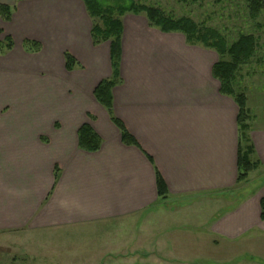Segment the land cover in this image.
<instances>
[{
    "label": "crops",
    "instance_id": "obj_1",
    "mask_svg": "<svg viewBox=\"0 0 264 264\" xmlns=\"http://www.w3.org/2000/svg\"><path fill=\"white\" fill-rule=\"evenodd\" d=\"M0 5L13 8L9 21L0 18V43L12 41L11 50L0 55V246L16 237L11 232L49 231L51 249L74 258L76 244L91 243L76 234L91 227L104 238L100 251L79 248L90 253L82 258L167 264V245L153 237L168 226L148 218L165 215L185 199L181 206L220 204L208 223L214 244L264 242V120L249 123L257 167L237 183L238 109L211 75L218 61L214 51L152 28L142 15L121 17L112 114L137 144L126 146L93 96L112 75L110 50L108 42L92 44L82 1ZM25 40L38 42L41 50L26 53ZM64 53L79 67L66 71ZM84 124L101 140L94 153L78 148L77 131ZM156 175L165 183V201L157 198ZM249 177L261 184L238 198ZM110 221H118L115 233L104 229Z\"/></svg>",
    "mask_w": 264,
    "mask_h": 264
},
{
    "label": "rangeland",
    "instance_id": "obj_2",
    "mask_svg": "<svg viewBox=\"0 0 264 264\" xmlns=\"http://www.w3.org/2000/svg\"><path fill=\"white\" fill-rule=\"evenodd\" d=\"M99 1L103 6H115L119 3H128L130 0ZM132 1L139 4H153L175 17H190L197 23L216 28L223 33L228 43L235 41L238 34L254 35L258 47L248 63L240 68L234 79L236 83L233 88L234 91L242 92L245 96L246 111L250 116L249 123H261L264 120V11L257 20L253 21L248 17L246 0H225L222 3H217L216 0H200L197 3H191L189 0ZM54 174L58 175L56 168ZM250 180L252 177L248 178V181ZM261 181L255 183L252 180L245 189L239 187L236 196L239 198L242 194L261 184ZM185 200L179 204L180 207L178 205L167 207L170 210L165 211L166 214L163 216L152 214L149 218L147 217L155 223L166 222L168 226L165 232L155 233L153 237L156 242L161 239L167 245L166 253H164L167 264H264L263 241L260 244L258 241L227 242L217 239V244L213 243L215 237L207 234V232L209 233L208 223L211 214L219 209V203L203 204L199 207L181 206L188 203V199ZM129 219L134 220V218ZM118 221L106 223L104 229L109 233H115V230L118 229L115 226ZM98 229L80 228L76 235H79L80 240L83 241L89 239L91 243L86 244L79 241L81 244L76 245H79V248L83 246L88 250L97 248L100 251L99 244L104 237L98 233ZM50 233L49 231L33 232L29 229L9 233V236L15 235L16 237L6 238L9 241L4 239V244L0 246V264H50L53 260L63 264L104 263V259L101 258H82L90 253L82 252L84 249L80 250L77 247L72 250L74 258L61 256L64 254L63 252L51 249ZM68 235L76 237L73 233ZM54 244L56 243L54 242ZM252 246L254 249L250 250ZM58 256L61 257L57 258ZM106 261V264H111V261H114L112 264L118 263L112 259ZM136 262L144 264L141 260H136Z\"/></svg>",
    "mask_w": 264,
    "mask_h": 264
},
{
    "label": "trees",
    "instance_id": "obj_3",
    "mask_svg": "<svg viewBox=\"0 0 264 264\" xmlns=\"http://www.w3.org/2000/svg\"><path fill=\"white\" fill-rule=\"evenodd\" d=\"M81 1L92 22L90 30L92 44L109 43L112 75L96 86L93 96L96 102L106 110L112 123L118 128L122 144L137 147L133 137L124 130L112 114V89L119 83L121 17L126 14L142 15L146 18L150 27L163 33H180L184 36L186 44L211 50L217 54L218 61L212 66L211 75L219 83L220 94L231 98L238 109L236 117L238 132L236 182L246 181L249 173L256 169L257 163L251 159L253 146L248 136L250 116L246 111V99L242 92L234 91L233 84L240 68L248 63L258 47L256 37L251 34H238L235 41L228 43L226 37L218 29L197 23L190 17H175L171 13H165L153 4H139L130 0L125 4L103 6L99 0ZM189 1L197 3L200 0ZM223 1L225 0H216L217 3ZM246 9L248 17L255 21L264 11V0H246ZM12 12V7L0 5V18L2 20L9 21ZM5 41L0 43V55H4L12 48L10 38H6ZM22 48L26 53H38L41 50L40 44L31 40L23 41ZM64 67L66 71L70 72L79 66L69 54L64 53ZM77 141L78 148L89 153L98 151L101 146L98 135L86 124L78 129ZM54 176L56 179V174ZM155 184L158 200L165 201L168 198V192L165 183L158 175H156ZM259 208L260 220L264 221V198L260 200Z\"/></svg>",
    "mask_w": 264,
    "mask_h": 264
}]
</instances>
